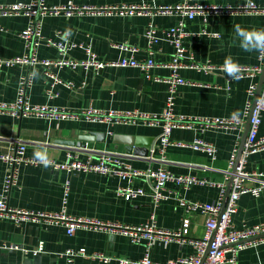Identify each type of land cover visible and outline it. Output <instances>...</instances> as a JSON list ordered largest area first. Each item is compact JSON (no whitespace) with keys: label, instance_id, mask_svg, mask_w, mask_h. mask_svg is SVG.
Masks as SVG:
<instances>
[{"label":"crops","instance_id":"0c3cea01","mask_svg":"<svg viewBox=\"0 0 264 264\" xmlns=\"http://www.w3.org/2000/svg\"><path fill=\"white\" fill-rule=\"evenodd\" d=\"M29 0H0V3L28 2ZM196 4H217L235 6L248 0H45L47 5L74 3L76 5H116L145 4L150 7L175 5L182 2ZM264 5V0H251ZM183 22L188 32L183 44L186 55H191L198 64L215 66L258 64V51H246L237 39V31L264 29V13L247 11L221 12L218 14L195 15L192 19L179 13L156 15L90 13L82 12L67 17L43 15L40 17L44 37H67L76 44L65 57L85 58L84 46H88L101 61H112L121 56L133 55L145 60L150 49L157 62L171 60L173 47L167 41L164 30ZM29 23L25 14H0V58L9 59L23 55L28 48L20 33ZM151 24L156 29L157 41L149 42L145 36L146 27ZM118 43L136 47L131 53L115 46ZM81 45V46H80ZM39 58L60 56L55 47L41 42L36 47ZM264 63V60H263ZM262 63V66H263ZM32 73L31 84L27 88L28 100L32 104H47L72 111L86 107H96L104 111L161 112L165 106L167 84L154 79L171 74L168 67H155L150 77L135 67H63L56 71L63 81H71L73 86L56 84L54 96L46 94L49 79L44 76L43 67L23 65L0 66V101H13L16 98L20 77ZM33 72L36 75H33ZM179 74L192 81L180 85L176 90L174 111L186 115L205 117H227L243 111L248 99L247 88L254 83L258 86L260 74L253 77L232 78L228 69L210 72L191 68H181ZM196 124L189 129L175 128L170 138L175 141L190 142L196 137L211 142L216 150V159L207 153L190 147L169 146L164 153L157 150L160 126L147 123H99L84 119L56 120L48 116H12L0 113V153L7 151L10 139L19 138L26 143L25 155L32 158H48L62 161L68 149H77L85 143L94 149H103L126 155L128 162L136 168L163 166L174 173H190L199 177L224 179L222 170L227 167L232 149L239 147L245 124L241 128L211 126L203 129ZM89 131L100 133L98 139L82 140L80 135ZM102 133V134H101ZM258 133L264 135V111ZM151 137L146 146L135 143V137ZM130 144L132 151L126 148ZM155 147L153 159H148L150 149ZM148 149V154L145 153ZM160 160H164L162 162ZM248 171H264V151L251 154L246 163ZM7 164L0 160V197L6 196L10 207L27 211H63L73 217H89L99 221H117L128 225H139L155 214L160 227L176 229L183 215L176 195L187 199L214 201L218 190L214 187L195 185L184 190L168 182L167 187L177 194L154 206L148 189L135 197L126 199L119 193L122 187L143 186L140 179L130 182L119 176L96 172H67L22 163L18 166L17 180L11 187L5 183ZM68 184L64 193V183ZM228 181L226 182L227 189ZM6 186H8L6 188ZM189 234L201 237L204 234V217L190 213ZM235 227L243 223L264 222V190L259 196L242 194L237 211L231 217ZM84 249L83 252H79ZM189 245L172 242L163 245L155 242L151 248V258L167 261L193 253ZM72 251V252H70ZM102 253L111 258L104 261L92 255ZM144 254L143 244L132 243L118 231L78 228L71 235L60 223L47 219L34 221L30 218L15 221L0 217V264H118V257L139 259ZM238 264H264V242L248 247L238 254Z\"/></svg>","mask_w":264,"mask_h":264},{"label":"built area","instance_id":"2783aa9c","mask_svg":"<svg viewBox=\"0 0 264 264\" xmlns=\"http://www.w3.org/2000/svg\"><path fill=\"white\" fill-rule=\"evenodd\" d=\"M247 11L252 13H264V5H259L248 0L241 4L217 5V4H196L190 2L177 3L175 5H164L150 7L145 4H122L116 5H76L74 3L47 5L45 0H29L28 2L0 3V14H25L29 17V23L20 33L28 48L23 55H17L9 59L0 58V66L23 65L28 67H43L44 76L49 79L46 94L54 96V86L63 84L67 87L73 86L71 81H63L56 73L63 67H83L84 69L93 67L103 68L105 65L111 67H135L140 69L145 76L150 77L151 69L155 67H168L171 74L166 77L154 79L167 84V96L165 106L161 112H142L138 109L131 111L108 110L104 111L96 107H86L79 110H68L47 104H32L28 100L27 88L31 84L32 73L27 72L20 77L16 98L13 101H0V113L12 116H48L56 120L62 119H84L90 122L128 124L144 122L150 126H160L161 133L158 137L157 150L164 153L169 146L190 147L198 151L207 153L210 159H216L217 150L215 146L203 139L196 137L190 142L175 141L170 138L173 129H189L199 123L203 129L211 126L222 128H241L247 121L249 128L241 155L237 160V144L232 149L227 167L222 170L224 179L217 181L212 178L199 177L190 173H174L163 166L146 168L133 167L123 155L118 152L94 149L85 143L77 149H68L66 157L62 161L48 158H32L25 155L26 143L19 138L10 139L7 151L0 153V160L7 164L5 183L9 187L17 180L18 166L22 163L49 167L52 169L67 172H96L104 175L119 176L128 179L130 182L140 179L143 186L132 188L122 187L119 190L126 199L144 194L146 188L151 196L154 206L160 202L175 196L177 193L167 187L168 182L187 190L195 185L217 188L218 194L214 201L206 202L201 200L187 199L183 195H176L179 207L183 211L180 226L176 229L160 227L156 224L155 214L151 213L149 219L139 225H128L117 221H99L89 217H73L66 215L63 211H27L10 207L6 201V196L0 197V217L10 218L15 221L30 218L34 221L47 219L54 223L62 224L68 234H72L78 228L98 229L106 231H118L126 235L132 243L143 244L144 254L139 259H129L118 257L115 260L118 264H238V254L240 251L258 246L264 242V222L253 224L243 223L239 227L232 224L231 217L237 211L238 200L242 194L249 193L259 196L264 190V171H248L246 169L247 159L251 154L264 151V135L258 133L261 123V115L264 111V79L257 99L254 95L257 85L252 83L247 88L248 99L245 102L243 111L227 117H205L200 115H186L175 113V95L178 86L192 84V81L183 78L178 70L181 68H191L198 71L210 72L216 69H229L231 66H215L212 64H198L194 62L191 55H186L183 44L187 35L183 22H178L164 30L167 41L173 47V55L170 61L161 63L153 58V51L150 49L145 60L136 59L133 55L121 56L112 61L98 60L95 53L84 46L85 58H66L67 51L75 47L76 44L70 42L63 35H56V38L44 37L41 31L40 17L43 15H59L63 13L67 17L82 12L90 13H120L156 15L166 13H179L183 17L192 19L195 15L218 14L221 12ZM145 36L149 42H156V29L149 24L145 30ZM41 42L55 47L60 56L57 58H39L36 54V47ZM81 46V45H80ZM117 46L123 51L135 52L134 46L126 43H118ZM258 64L236 65V74L232 78L253 77L261 73L264 60V51H258ZM200 127V128H202ZM155 147L150 149L148 159H153ZM165 162L164 160H160ZM231 179V187L226 203L223 207V199L226 192V182ZM6 186V188L8 187ZM64 193L67 192L68 184L64 183ZM190 213H199L204 217L205 231L201 237H193L189 234L191 220ZM155 242L163 245L175 242L179 245H189L194 250L193 253L179 256L176 259L167 261H155L151 258V248ZM80 249L79 252H83ZM72 252V251H70ZM110 261L111 258L97 253L92 255Z\"/></svg>","mask_w":264,"mask_h":264},{"label":"water","instance_id":"95a60500","mask_svg":"<svg viewBox=\"0 0 264 264\" xmlns=\"http://www.w3.org/2000/svg\"><path fill=\"white\" fill-rule=\"evenodd\" d=\"M263 79H264V63H263V66H262V71H261V74H260L259 83H258L256 92H255V95H254V101L257 99V97H258V95L260 93ZM248 128H249V122L247 121L245 123L244 132L242 134V137H241V140H240V144H239V147H238L237 160L239 159V157L241 155V151L243 149V143L245 141ZM97 134L100 135V133L93 132V131H89L86 134L80 135V137H79V140H80L79 144L81 143L82 140L92 141L95 138L98 139L97 138L98 137ZM146 138H149L150 139L151 137H140V136H138V137H135L133 141H135V143L142 142L143 144H145L146 146H148V145H150V142H151L152 139L150 140L149 143H147L148 139H146ZM126 150L128 152L132 151V148L130 147V144H128V147L126 148ZM145 153L148 154V149H146ZM230 187H231V179H229L228 184H227V189H226L225 196H224V199H223V207H224V205L226 203V200H227V197H228V193H229Z\"/></svg>","mask_w":264,"mask_h":264},{"label":"clouds","instance_id":"9594fccd","mask_svg":"<svg viewBox=\"0 0 264 264\" xmlns=\"http://www.w3.org/2000/svg\"><path fill=\"white\" fill-rule=\"evenodd\" d=\"M236 35L240 46L246 51H264V29H257L252 31L239 30L237 31ZM228 63L231 65V70L230 68L228 69L229 73L235 76L236 65L231 60ZM33 75L35 76L36 73L33 72Z\"/></svg>","mask_w":264,"mask_h":264},{"label":"snow or ice","instance_id":"6c2138e0","mask_svg":"<svg viewBox=\"0 0 264 264\" xmlns=\"http://www.w3.org/2000/svg\"><path fill=\"white\" fill-rule=\"evenodd\" d=\"M230 70H231V67H230Z\"/></svg>","mask_w":264,"mask_h":264}]
</instances>
